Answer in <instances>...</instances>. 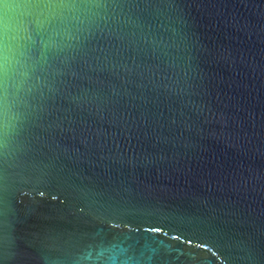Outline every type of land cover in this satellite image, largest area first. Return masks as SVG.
Masks as SVG:
<instances>
[{"label":"water","instance_id":"1","mask_svg":"<svg viewBox=\"0 0 264 264\" xmlns=\"http://www.w3.org/2000/svg\"><path fill=\"white\" fill-rule=\"evenodd\" d=\"M0 264H264V0H0Z\"/></svg>","mask_w":264,"mask_h":264}]
</instances>
